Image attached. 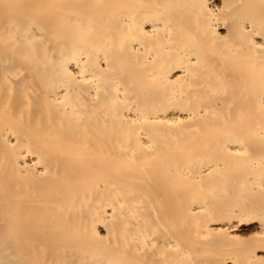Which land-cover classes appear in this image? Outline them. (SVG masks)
I'll return each instance as SVG.
<instances>
[{
  "label": "bare ground",
  "instance_id": "obj_1",
  "mask_svg": "<svg viewBox=\"0 0 264 264\" xmlns=\"http://www.w3.org/2000/svg\"><path fill=\"white\" fill-rule=\"evenodd\" d=\"M0 264H264V0H0Z\"/></svg>",
  "mask_w": 264,
  "mask_h": 264
},
{
  "label": "rangeland",
  "instance_id": "obj_2",
  "mask_svg": "<svg viewBox=\"0 0 264 264\" xmlns=\"http://www.w3.org/2000/svg\"><path fill=\"white\" fill-rule=\"evenodd\" d=\"M213 252H217L216 250H214ZM219 253V252H218Z\"/></svg>",
  "mask_w": 264,
  "mask_h": 264
}]
</instances>
